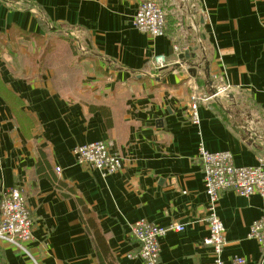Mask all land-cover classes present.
<instances>
[{
	"label": "crops",
	"instance_id": "obj_1",
	"mask_svg": "<svg viewBox=\"0 0 264 264\" xmlns=\"http://www.w3.org/2000/svg\"><path fill=\"white\" fill-rule=\"evenodd\" d=\"M143 1L0 3V204L20 188L34 221L29 254L1 243L0 264H143L129 258L137 250L130 227L141 219L185 226L160 240L159 264H215L204 244L209 200L199 146L230 152L239 167L264 157V135L243 125L245 111L264 115V0H160L166 27L157 38L133 26ZM178 36L195 58L180 59ZM154 55L167 66L155 68ZM213 75L233 90L201 104L195 125L191 95L197 88L209 97ZM99 140L114 142L118 173L102 177L77 164L73 151ZM217 208L223 261L264 264L249 238L264 198L226 191Z\"/></svg>",
	"mask_w": 264,
	"mask_h": 264
},
{
	"label": "built area",
	"instance_id": "obj_2",
	"mask_svg": "<svg viewBox=\"0 0 264 264\" xmlns=\"http://www.w3.org/2000/svg\"><path fill=\"white\" fill-rule=\"evenodd\" d=\"M4 5H24L30 7L31 0H0ZM133 26L142 33L153 37H162L165 34L166 15L160 0H144L134 17ZM190 48L174 47L178 54L188 52ZM153 66L161 69L167 66V58L163 55H154ZM216 83L214 92L205 97L194 88L191 95V120L199 125L198 108L201 104L216 101L227 97L232 92V87L225 85L218 75H213ZM111 140H99L91 144L77 147L73 153L77 164L89 169L97 170L102 177L118 173L123 167L121 156L114 149ZM198 157L203 166L205 192L208 196V224L209 236L204 239V244L212 249L215 264H226L222 254L227 245L226 229L218 215V203L226 191L250 198L254 195L264 198V157L259 158L255 167H239L234 163L230 152H210L204 144H200ZM57 172L60 169L56 170ZM33 217L27 204V199L20 188L10 189L3 193L0 204V244L7 243L18 250L29 254L26 244L33 236ZM184 225L172 223L167 227H160L145 219L138 220L130 227V235L137 245V250L129 256L140 259L143 264H159L161 246L160 240L169 232H183ZM249 238L255 240L262 250L264 257V218L255 221L250 227ZM34 264H38L33 260ZM230 264H262L252 263L243 257H233Z\"/></svg>",
	"mask_w": 264,
	"mask_h": 264
},
{
	"label": "rangeland",
	"instance_id": "obj_3",
	"mask_svg": "<svg viewBox=\"0 0 264 264\" xmlns=\"http://www.w3.org/2000/svg\"><path fill=\"white\" fill-rule=\"evenodd\" d=\"M184 2H187V0H184ZM187 4L189 5V3L187 2ZM163 9H165L164 7H163ZM195 9V8H194ZM164 12H165V14H166V9L164 10ZM168 21L170 22V23H173L174 22V19H172V17H168ZM178 24H182V29H181V31H179V32H183V31H185V32H187L186 31V24H183L182 23V21H181V23H179L178 21H177V25ZM181 34H183V33H180V35ZM179 35V36H180ZM179 36H178V41L177 42H175V44H176V46H178V45H180V38H179ZM15 37H13V38H11V40H13ZM18 38H21V39H23V41H26V40H28V37H26L25 35H20V37H18ZM194 40H198V37L197 36H195V38H194ZM12 42V41H11ZM37 43H38V47H40V49H42V47H43V42L39 39V40H37ZM188 43V42H187ZM188 44H190V43H188ZM185 46H188L189 48H191L189 45H182V46H178V47H185ZM190 51H192V49H190L188 52H190ZM185 53H187V52H185ZM184 53V54H185ZM182 55V54H181ZM245 115H246V119L245 120H247L246 122H244V126H247V125H253L254 124V127H256L255 129H257L256 131H257V133L259 134V135H264V115L260 112V111H257V110H249V111H245Z\"/></svg>",
	"mask_w": 264,
	"mask_h": 264
},
{
	"label": "trees",
	"instance_id": "obj_4",
	"mask_svg": "<svg viewBox=\"0 0 264 264\" xmlns=\"http://www.w3.org/2000/svg\"><path fill=\"white\" fill-rule=\"evenodd\" d=\"M20 34H21V35H24V33H20ZM26 37H28V36H26ZM11 38H13V34H11ZM28 38H29V37H28ZM3 43H4V42H3V37L0 36V55H1L2 51H3V46H4ZM0 86H1V82H0ZM93 229H94V232H95L96 239H97L99 245L102 247V246H103V237H102V235L99 233V231H98L96 225L93 226ZM103 254L105 255V258L108 257V252H107V251H104Z\"/></svg>",
	"mask_w": 264,
	"mask_h": 264
},
{
	"label": "water",
	"instance_id": "obj_5",
	"mask_svg": "<svg viewBox=\"0 0 264 264\" xmlns=\"http://www.w3.org/2000/svg\"><path fill=\"white\" fill-rule=\"evenodd\" d=\"M190 53H191V51L180 55V59L183 60V59L195 58L194 55H191ZM192 70H193V72L195 71V69H192Z\"/></svg>",
	"mask_w": 264,
	"mask_h": 264
}]
</instances>
